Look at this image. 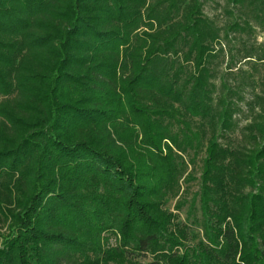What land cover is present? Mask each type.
I'll return each instance as SVG.
<instances>
[{
	"label": "trees",
	"instance_id": "16d2710c",
	"mask_svg": "<svg viewBox=\"0 0 264 264\" xmlns=\"http://www.w3.org/2000/svg\"><path fill=\"white\" fill-rule=\"evenodd\" d=\"M205 3L0 0V264H264V0Z\"/></svg>",
	"mask_w": 264,
	"mask_h": 264
},
{
	"label": "rangeland",
	"instance_id": "374dc122",
	"mask_svg": "<svg viewBox=\"0 0 264 264\" xmlns=\"http://www.w3.org/2000/svg\"><path fill=\"white\" fill-rule=\"evenodd\" d=\"M224 3V0H206V3L204 4V13L207 15L209 18L213 19L219 24L222 25L225 22V18H227L223 12H222V5ZM253 24V23H252ZM254 25V24H253ZM261 27H255L252 32L249 31V33H242V36L244 38H248L249 35L255 36L256 38V43L257 44H262L264 45V32H262ZM238 34H232L231 37L232 39L234 37H237ZM227 55L225 57L226 61H229L230 57L232 56L237 63L235 64V68L233 71H237L239 68H241L245 72H249V64L247 62H242L239 61L241 57V53L238 51L241 48V45L238 43L237 40H231L228 45L226 44L225 46ZM225 65L222 66V68L219 70L221 73H225L224 70ZM219 79L216 81V83L219 85ZM240 95L242 97V100H240L238 103L239 106V111L235 114L234 119L237 122V128L234 130V132H230L227 135V138L224 140V143L233 141V143H236L239 141L240 134L242 128L249 123V113L246 110V101H248L251 96H250V88H244L243 90L240 91ZM236 99V98H235ZM237 144V143H236ZM235 144V145H236ZM234 145V144H233ZM192 166H188L187 172L191 170ZM192 173L194 174L195 178L192 181H189L188 183L181 182V190L187 189L184 194V198L186 201H190L192 196L198 191L199 188V175H200V163L196 164V167L192 170ZM177 199L170 198L166 204V208L172 211L176 216L178 221H181L186 224H190V236H188V240L186 242L187 246H193L197 243V241L201 238V229L199 225V217L200 213L198 211V204H196V214L195 217H192L190 219H187L186 212H187V207L184 205L181 209L176 210L175 203ZM196 221L191 222V221ZM104 248H111L116 245V239L113 235H110L108 233L104 234Z\"/></svg>",
	"mask_w": 264,
	"mask_h": 264
}]
</instances>
